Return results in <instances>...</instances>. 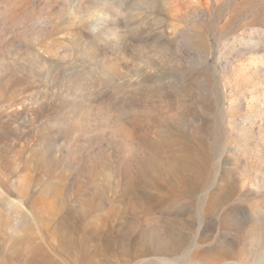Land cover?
<instances>
[{"label":"rangeland","instance_id":"1","mask_svg":"<svg viewBox=\"0 0 264 264\" xmlns=\"http://www.w3.org/2000/svg\"><path fill=\"white\" fill-rule=\"evenodd\" d=\"M264 264V0H0V264Z\"/></svg>","mask_w":264,"mask_h":264},{"label":"bare ground","instance_id":"2","mask_svg":"<svg viewBox=\"0 0 264 264\" xmlns=\"http://www.w3.org/2000/svg\"><path fill=\"white\" fill-rule=\"evenodd\" d=\"M167 260H168V258H165V257H164V258L161 259V263H159V264H165V262H166ZM169 260H170V259H169ZM169 260H168V261H169Z\"/></svg>","mask_w":264,"mask_h":264}]
</instances>
